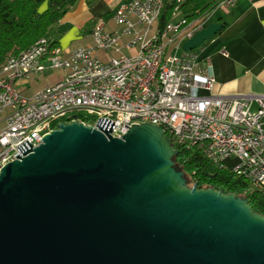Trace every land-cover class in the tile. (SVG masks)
<instances>
[{
    "label": "water",
    "instance_id": "95a60500",
    "mask_svg": "<svg viewBox=\"0 0 264 264\" xmlns=\"http://www.w3.org/2000/svg\"><path fill=\"white\" fill-rule=\"evenodd\" d=\"M178 154L151 124L121 139L60 124L0 171V264H264V216L245 198L189 187Z\"/></svg>",
    "mask_w": 264,
    "mask_h": 264
},
{
    "label": "built area",
    "instance_id": "2783aa9c",
    "mask_svg": "<svg viewBox=\"0 0 264 264\" xmlns=\"http://www.w3.org/2000/svg\"><path fill=\"white\" fill-rule=\"evenodd\" d=\"M165 3L121 4L113 20L122 29L110 32L98 23L92 46L64 50L44 37L7 59L0 67V171L38 148L60 124L102 127L117 139L134 125L151 124L175 149L200 150L214 166L248 181V191L264 190V93L215 95L211 66L183 51L216 11L237 0H221L191 22L176 8L162 29ZM123 38L129 39L125 45ZM125 48L134 52L126 55ZM100 52L118 56L103 61ZM48 70L64 77L26 97L22 87Z\"/></svg>",
    "mask_w": 264,
    "mask_h": 264
},
{
    "label": "crops",
    "instance_id": "0c3cea01",
    "mask_svg": "<svg viewBox=\"0 0 264 264\" xmlns=\"http://www.w3.org/2000/svg\"><path fill=\"white\" fill-rule=\"evenodd\" d=\"M129 1L76 0L53 26L49 38L64 50L92 46V33L98 23H103L110 32L122 29L115 24L113 16L121 4ZM222 10L226 13L216 11L212 23H221L225 28L194 52L197 61L211 66L216 79L215 95H261L264 93V0H237L234 7ZM127 41L123 38L122 44ZM125 52L129 55L134 51L125 48ZM62 74L57 81L64 77Z\"/></svg>",
    "mask_w": 264,
    "mask_h": 264
},
{
    "label": "trees",
    "instance_id": "16d2710c",
    "mask_svg": "<svg viewBox=\"0 0 264 264\" xmlns=\"http://www.w3.org/2000/svg\"><path fill=\"white\" fill-rule=\"evenodd\" d=\"M220 1L166 0L160 28L169 25L176 8L179 9L181 18L191 22L213 11ZM75 2L76 0H0V67L12 55H19L39 39L49 37L53 26L60 22ZM176 148L179 154L173 159L175 168L184 174L189 187L198 184L199 189L213 188L224 194L232 193L245 198L254 213L264 216V190L248 191V181L229 169L214 166L200 150Z\"/></svg>",
    "mask_w": 264,
    "mask_h": 264
},
{
    "label": "rangeland",
    "instance_id": "374dc122",
    "mask_svg": "<svg viewBox=\"0 0 264 264\" xmlns=\"http://www.w3.org/2000/svg\"><path fill=\"white\" fill-rule=\"evenodd\" d=\"M230 9V8H227ZM44 9H42L43 11ZM221 10V11H220ZM218 10L219 14L226 13L224 10L220 9ZM217 17L213 19V21H216ZM212 22V21H211ZM201 49V48H200ZM199 50V49H197ZM125 54H128L125 52ZM109 56L112 58H116L118 55L115 53H109ZM99 57L101 60L106 61L107 57L104 55V53H99ZM63 74L60 71L57 70H48L45 73V76L42 77L40 80H33L31 83L27 86H23L22 90L25 94L26 97H31L34 93H36L38 90H41L43 87L50 85L51 83L53 84L55 81H57L59 78H61ZM233 165L235 164V161L232 162Z\"/></svg>",
    "mask_w": 264,
    "mask_h": 264
}]
</instances>
